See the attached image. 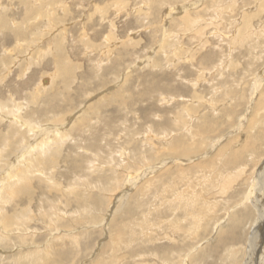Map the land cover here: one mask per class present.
<instances>
[{
  "label": "rangeland",
  "instance_id": "rangeland-1",
  "mask_svg": "<svg viewBox=\"0 0 264 264\" xmlns=\"http://www.w3.org/2000/svg\"><path fill=\"white\" fill-rule=\"evenodd\" d=\"M175 7L180 13L169 12ZM182 11L200 28L184 24ZM245 25L247 37L240 39ZM16 40L34 47L32 53L15 47ZM263 69L264 0H0V101L20 103L35 127L14 129L12 117L0 121V144L7 141L3 162L10 163L38 129L67 123L68 133L57 154L52 148L46 168L32 172L13 200L0 202V218L12 229L6 234L0 225V264H264L261 237L259 256L245 255L256 209L248 204L242 227L226 220L264 167V109L256 116L261 88L254 93L253 84ZM58 117L66 119L57 124ZM250 117L257 119L252 128ZM203 123L210 139L191 164L200 167L191 171L180 161V172H156V179L142 183L144 191L135 192L125 171L137 174L175 158L174 137L184 141ZM246 135L249 151L238 165L246 171L234 181L236 169L221 168V155L215 161L205 153L217 138L236 149ZM257 196L264 208V197ZM192 211L203 219L197 222L187 214ZM24 213L31 216L26 222ZM17 232L28 234L20 237L36 248L20 245Z\"/></svg>",
  "mask_w": 264,
  "mask_h": 264
},
{
  "label": "bare ground",
  "instance_id": "bare-ground-1",
  "mask_svg": "<svg viewBox=\"0 0 264 264\" xmlns=\"http://www.w3.org/2000/svg\"><path fill=\"white\" fill-rule=\"evenodd\" d=\"M186 5V4H185ZM189 5V4H188ZM192 5V4H191ZM190 6V5H189ZM194 6H195V4H194ZM193 6V7H194ZM181 7V6H180ZM176 8V7H175ZM179 8V7H178ZM185 8V6H182L181 8H179V9H183V10H185L186 12H187V10L186 9H184ZM195 8V7H194ZM172 9V8H171ZM179 9H174L173 8V10H175L174 12H173V10L172 11H169V12H172V13H180V11H178ZM260 11V10H259ZM182 12H184V11H182ZM186 12H184L185 14L184 15H182L181 16V18H182V20H184V21H182L184 24H191V26L193 27V28H195V29H197V28H200L199 27V25L197 24V22L195 21V20H193L192 18L190 19V18H187V14L188 13H186ZM171 13V14H172ZM183 14V13H182ZM177 15V14H176ZM179 15H181V14H179ZM178 15V16H179ZM168 16V15H167ZM171 16V15H170ZM169 16V17H170ZM189 17V16H188ZM167 18V17H166ZM180 18V17H179ZM48 24H50V22L48 21L47 22ZM47 25V24H46ZM164 27V26H163ZM248 27L250 28V25L249 26H247V25H245L244 26V29L241 31L240 29V39H241V37L242 38H245V37H247V35H244V31H245V28L246 29H248ZM56 29V28H55ZM63 29V28H62ZM259 29V28H258ZM57 31V30H56ZM59 32V31H58ZM62 32H64V31H62ZM164 33L163 34H166V30L165 31H163ZM60 33V32H59ZM58 34V33H57ZM62 34H64V33H62ZM169 34V33H168ZM197 34H201V30H198L197 31ZM164 36V35H163ZM166 36V35H165ZM165 36L163 37V40L161 41V42H164L165 41V39L167 38H165ZM168 36V35H167ZM169 37V36H168ZM36 38V37H35ZM59 38H60V35H59ZM58 38V39H59ZM112 38V36L110 37L109 35H108V37H106V39H111ZM32 39L33 38H31V40L30 41H32ZM63 39V38H62ZM113 39V38H112ZM61 40V39H60ZM232 40V39H231ZM246 39H243V41H245ZM35 42V41H34ZM167 42V41H166ZM241 42V41H240ZM168 43V42H167ZM37 45H36V48L37 49H39L38 47H39V45H40V43H36ZM53 44V43H52ZM165 44V43H164ZM237 44V43H236ZM20 46H23L24 47V52L26 51V54L29 56L31 53H32V51H33V49H34V47H30V46H27V43L25 42V41H22V42H19V41H17L16 40V46L15 47H20ZM38 46V47H37ZM48 46H50V44L48 45ZM165 46H166V44H165ZM58 47H59V45H58ZM161 47H163L164 48V46H162L161 45ZM50 48V47H49ZM110 48V47H109ZM235 48V47H234ZM162 49V48H161ZM14 48H10L7 52L8 53H13V57H14ZM55 51V50H54ZM107 51V50H106ZM105 52V51H104ZM200 53V52H199ZM12 55V54H11ZM16 57V56H15ZM21 57V56H20ZM16 58V59H18V60H20L21 58ZM227 61V60H226ZM17 62V61H16ZM56 62V61H55ZM18 63V62H17ZM30 64V63H29ZM15 65V62H13V66ZM28 65V64H27ZM31 65V64H30ZM55 65H57V64H55ZM29 67V66H28ZM12 70V69H11ZM27 70V68L25 67L24 68V70H23V72H25ZM6 72V71H5ZM57 72V71H56ZM262 72V71H261ZM259 73V72H258ZM24 74V73H23ZM50 76H51V74H50ZM256 76H257V74H256ZM256 78V77H255ZM254 78V79H255ZM47 81V80H46ZM52 81V80H51ZM50 81V82H51ZM47 83V82H46ZM253 84H254V88H255V92L254 93H256L257 92V89L259 90L260 88V96H258L257 94V96L259 97V98H256V100H257V103L255 104L257 107H255V109H256V112H259V113H257L256 114V116L257 115H260L261 116V109H264V69H263V72L262 73H260L258 76H257V78H256V80H255V83L253 82ZM39 88H41V89H43L44 88V90H45V85L42 83H40V85H39ZM253 90V89H252ZM34 91H37V90H34ZM259 93V92H258ZM256 96V97H257ZM8 100H10V99H8ZM8 100H6V101H0V121H2L3 122V120H9L10 119V117H12L13 118V120H14V123L12 124L13 126H14V129L17 127V129H18V127H24L25 129H27L29 132H31V131H35L34 130V125H33V123L34 122H32V120H26L25 119V117H24V115H22L21 114V104L20 103H18V104H14L13 102H14V99H11L10 101H11V104H8ZM255 103V102H254ZM184 104V103H183ZM254 105V106H255ZM251 104H249L248 105V109L247 110H249V107L251 108ZM182 107V106H181ZM190 107V106H189ZM188 108V107H187ZM193 108V107H192ZM199 109V108H198ZM181 110V109H180ZM185 110V109H184ZM195 110H197V109H195ZM182 111V110H181ZM180 111V112H181ZM183 114V113H182ZM182 114H180V116L182 115ZM246 115V114H245ZM4 116V117H3ZM5 118V119H4ZM258 118V117H257ZM66 119V118H65ZM64 117H58V118H55L54 120L56 121V123L57 124H61V122H63L64 120ZM179 119V118H178ZM259 119V118H258ZM190 120H192V118L190 119ZM243 120H245V119H243ZM248 120H250L248 123H250V128H252L253 126H255L256 124V122H257V119H256V117H250V119H248ZM10 121V120H9ZM70 122H75V118L74 117H71L70 118V120H69ZM183 121V120H182ZM242 121V120H241ZM53 122V121H52ZM70 122H68V123H70ZM172 122V121H171ZM246 122V121H245ZM246 124H247V122H246ZM66 125H67V123H64V124H61V126L60 125H57L56 127H54V129L53 128H42V129H38V132L35 134V136L31 139V141H29L27 144H26V146L19 152V154L16 156V157H14L12 160H11V162L10 163H8L7 161H5V162H3L4 160L1 158V155H2V151L4 152L5 150H6V148L5 147H3V143H4V146H6L7 145V141L5 142V140H4V142H2L1 144H0V202L2 201L3 202V204H6L7 202H8V200L9 199H14V196H15V194H18L19 193V190L22 188L21 186H20V184L22 183V184H29L30 183V181H31V176H32V172H34V171H38L39 172V167H40V165L42 166L43 164H44V162H46L47 160H48V156H49V153H50V155H52L53 156V153L51 152V150H52V148H56V150L55 151H57L56 152V154L59 152V149L58 148H60L61 147V145H62V139H64L65 137H66V135H68V133L66 132V130H63V129H65V127H66ZM72 125V124H71ZM177 125V124H176ZM215 125V124H214ZM253 125V126H252ZM216 126V125H215ZM189 127V126H188ZM187 127V128H188ZM195 128H197L198 129V131H196V132H193V131H190V133L189 134H186L187 135V137L185 138L186 140H188V141H186V140H182L183 138H179V136L178 137H174L175 139H173V150L172 151H174L173 152V155H175V158H172V159H170V158H168V159H170V160H168V159H163V160H161V161H159V162H157L156 164H154V165H152L151 167H149V168H147V169H145L144 171H142V172H139V173H137V174H133L132 172H130V171H128V170H126L125 172H127L128 173V175H127V177H129V178H127V181H128V183H133L132 185L134 186V189H135V192L136 191H141L142 189H141V187L144 185V184H142V183H146V182H149V180H147L148 178H151V177H154L155 178V175L153 176V174H156V172H158V175H159V177L161 176V175H163V173H164V176H165V174L167 173V172H169V171H171L172 170V168L173 169H177V170H179L180 168H177V167H175L176 165H178L179 163L178 162H180V161H186L188 164H189V169L191 170V171H193L192 170V168H194L195 166H196V168L199 166V165H193L192 167H191V164H193V162H194V160L195 159H199L201 156H200V150H202L203 149V144H204V141L203 140H205V139H210L209 137H207V126H205V124L203 123L202 125H200V126H198V127H195ZM208 128H210V130L212 131L213 130V132H214V130H215V127H211V125L210 126H208ZM248 128V127H247ZM246 128V129H247ZM250 128H248V130L250 129ZM51 129H53V130H51ZM238 130H240V125H238L236 128H234L233 129V131L232 132H235V131H238ZM253 134V133H252ZM258 134V133H257ZM254 135V134H253ZM156 136V135H155ZM226 136H229V135H226ZM245 136V135H244ZM247 136V138H246V140H245V142L244 143H242L243 145L242 146H240V147H237L236 149H233V147H234V145L232 144V143H229V144H227L226 143V141L224 142V139H225V137L223 136V137H221L220 139L219 138H217L216 139V141H214L213 143H211L210 142V149L205 153V156L206 155H209L211 152L213 153V160H217V157L219 156V155H221V158H219V159H221V160H219V162H220V167L222 168L223 166H228V167H230V168H233V169H236V171L234 172V176H232V178L234 179V178H236V179H234V181H236L237 179H239V177H241V175L242 174H244L245 173V168L242 166V167H240V166H238L239 164H242V165H244L245 163H244V161H243V163H241V156L243 155V152L246 150H248L249 149V145H250V141H251V135H246ZM237 137V136H236ZM10 138V137H9ZM155 138V137H154ZM238 138L239 137H237V140H236V142L238 143ZM251 138V139H250ZM6 140H8V139H6ZM10 141V140H9ZM157 141V140H156ZM232 142H235V141H232ZM253 143V142H252ZM207 145V144H206ZM236 145V144H235ZM207 146H209V145H207ZM169 148V147H168ZM256 148V147H255ZM233 149V150H232ZM20 150V149H19ZM171 150V149H170ZM254 150V149H253ZM249 151V150H248ZM250 151H251V149H250ZM14 152V151H13ZM121 152V151H120ZM168 152H170L169 150H168ZM229 153H231V155L229 156H227L226 157V155L227 154H229ZM122 154H125L124 152H122ZM215 154H217V156L215 157ZM167 155V154H166ZM181 156V157H180ZM203 156H204V154H203ZM210 156V155H209ZM55 158H56V156H54ZM226 157V158H225ZM47 158V159H46ZM51 158V157H50ZM55 158L53 159V161H55L56 162V160H55ZM166 158H167V156H166ZM204 158H206V157H204ZM239 159V161H237ZM51 160H52V158H51ZM215 160V161H216ZM183 161V162H184ZM211 161V160H210ZM213 162V161H212ZM181 163V162H180ZM214 163V162H213ZM182 164V163H181ZM198 164V163H197ZM174 165V166H173ZM180 165V164H179ZM219 165V164H218ZM46 164H44V166H43V168H41V171L40 172H42L46 167ZM124 166V165H123ZM132 167V164H130L129 163V165H125L124 166V168L126 169H130ZM200 167V166H199ZM135 169V168H134ZM162 169H165L164 171H162L161 172V170ZM224 169V168H223ZM182 169H180L178 172H180ZM121 171V170H120ZM39 172V173H40ZM161 174H160V173ZM187 172V171H186ZM120 173H122V171L120 172ZM195 173H197V172H195ZM205 173V172H204ZM169 174V173H168ZM171 174V173H170ZM200 176H201V174H200ZM205 176V175H204ZM224 176V175H223ZM230 176V175H229ZM156 177H157V174H156ZM163 177V176H162ZM161 177V182H160V184L162 185V183H164V181H165V179L164 178H162ZM231 177V176H230ZM146 178V179H145ZM153 178V179H154ZM142 179H145V180H142ZM156 179V178H155ZM154 179V180H155ZM190 179V178H189ZM228 179V178H227ZM125 183V182H124ZM128 183H126V184H128ZM230 183H231V178H230V180H229V182L228 183H226V182H223L222 183V188H227V186L228 185H230ZM152 184V183H151ZM154 184V183H153ZM201 184V183H200ZM59 185V184H58ZM130 185V184H129ZM149 186H152V185H149ZM248 187V191H246L247 193H245L244 194V196L241 198V201H239V200H237L236 201V203H235V205L232 207V208H230L228 211H226V214H227V218H226V220H229L230 219V221H231V223H232V225H234V222L235 221H237V224H238V226L239 227H242L243 225H244V223H246L247 221H249V218H250V213H251V211L248 209V204H251L253 207H254V209H256V212H257V218H255V219H252L251 218V220H250V224H249V227L250 228H253V231H252V235H251V237L250 238H248L249 239V244H248V248H247V250H246V252H245V255H247V257H249L250 258V260L251 259H253V257H255L254 255H256V251H257V246H256V244L257 245H260L259 243H256V241H257V239L259 238V237H261L263 240H264V208L262 207V208H260L261 206H260V203L262 202V200L260 199V197L259 196H257V194H258V192H260V194L264 197V167H262L258 172H257V174L252 178H250L249 179V181H248V185H247ZM30 187V186H29ZM145 187V188H144ZM144 187H142V188H144V189H146V186L144 185ZM110 189V188H109ZM148 189V188H147ZM149 189H150V187H149ZM152 189V188H151ZM231 189V188H230ZM113 190V189H112ZM142 191H144V190H142ZM232 191V190H231ZM112 192V191H111ZM119 192V191H118ZM118 192H116V193H118ZM120 192H122L121 190H120ZM79 193V192H78ZM115 193V194H116ZM115 194H113V197L115 196ZM16 197V196H15ZM90 197V196H89ZM112 198V197H111ZM124 198V197H123ZM194 198V197H193ZM91 199H92V197H91ZM114 199V198H113ZM183 200H184V198H182ZM190 200H191V198H189ZM180 200V199H179ZM110 201V200H109ZM186 201V200H185ZM184 201V202H185ZM193 201V200H192ZM191 201V202H192ZM102 202V201H101ZM183 202V201H182ZM191 202H189L188 201V203L189 204H191ZM106 203V202H105ZM118 202L117 201H115V205L117 204ZM185 203H187V201L185 202ZM197 204V203H196ZM202 204V203H201ZM1 205V204H0ZM113 205V204H112ZM141 205V204H140ZM183 205H184V203H183ZM238 208V209H237ZM240 209V210H239ZM196 210V209H195ZM119 211H120V209H119ZM244 212V213H243ZM249 213V214H248ZM187 214L188 215H192L193 214V211H192V213L191 212H187ZM242 214H244V217H241V215ZM248 214V215H247ZM23 216L24 217H27L26 219H25V221L24 222H26V220L27 219H30L31 218V216H28L26 213H24L23 214ZM7 217V216H6ZM192 217L193 218H196V220H197V222L199 221V220H201V219H203V217L202 216H199V215H192ZM3 218V217H2ZM9 218V217H8ZM14 220V219H13ZM12 220V221H13ZM15 221V220H14ZM17 221V220H16ZM21 221V220H20ZM234 221V222H233ZM6 221H2V219L0 218V225H2L1 227H2V229H3V231L6 233V234H8L9 232H11L12 231V229H11V226H8V225H6ZM221 223H223V221L221 222ZM221 223H219L217 226H220L221 225ZM45 224V223H44ZM14 225H17V226H19V225H21V227L23 226V223L22 222H19V223H17V222H15L14 223ZM58 226L56 225V224H54V226H53V230L54 229H56ZM230 227H231V225H230ZM48 229V228H47ZM25 230V229H24ZM231 230L233 231V236L235 237L236 235H237V232H235L236 230H234V229H232V227H231ZM17 231H19L18 229H17ZM49 231V230H48ZM27 232V231H26ZM58 232L59 233H61V232H63V234L62 235H65L66 234V231L65 230H61V232L58 230ZM225 232V230H221L220 232H219V234H222V233H224ZM17 233H19V232H17ZM22 232H20L19 234H16L17 236L19 235V237H17L14 233V235H15V237H17L18 239H19V243H20V245H22L23 247H25L26 246V244H28V245H30V248L28 249V250H31L32 248H31V246L33 247V248H36V247H34L35 245H34V242H33V240L31 241L30 239H28V240H25L26 238H21L20 237V235L21 236H23V237H28L26 234H25V232L24 233H22ZM57 232H54V233H52L51 235H53V237H57L55 234H56ZM33 234V233H32ZM2 235V234H1ZM31 235V234H30ZM6 236V235H5ZM8 236V235H7ZM6 236V237H7ZM50 236V235H49ZM52 237V238H53ZM59 237V236H58ZM61 237V236H60ZM8 238V237H7ZM235 238H238V237H235ZM2 239H3V237H2ZM1 239V240H2ZM36 239V238H35ZM48 240H49V238H47ZM9 240V239H8ZM12 240V239H11ZM47 240V242L46 243H48L49 241ZM3 241H5V240H3ZM46 241V240H45ZM237 240H235V242H236ZM239 243H240V241H238ZM238 242H236V243H238ZM3 243V242H2ZM238 243V244H239ZM37 244V243H36ZM34 245V246H33ZM41 247V246H40ZM39 246L37 247L38 249L37 250H39V248H40ZM43 247V246H42ZM224 247V246H223ZM27 250V251H28ZM225 250V249H224ZM240 250V249H239ZM36 251V250H35ZM3 252V251H2ZM5 253V252H4ZM259 253H261V250L259 251ZM12 255V254H11ZM191 255V254H190ZM257 256V255H256ZM259 256V255H258ZM257 256V257H258ZM41 257V256H40ZM42 260V259H41ZM228 260V259H227ZM231 260V259H230ZM44 262V261H43ZM252 262V261H251ZM234 263V262H233ZM235 263H236V261H235ZM249 263V262H248ZM238 264V263H237Z\"/></svg>",
  "mask_w": 264,
  "mask_h": 264
}]
</instances>
